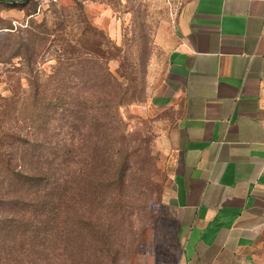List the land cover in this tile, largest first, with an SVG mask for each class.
<instances>
[{
  "label": "crops",
  "instance_id": "1",
  "mask_svg": "<svg viewBox=\"0 0 264 264\" xmlns=\"http://www.w3.org/2000/svg\"><path fill=\"white\" fill-rule=\"evenodd\" d=\"M165 44L179 264H262L264 0H184Z\"/></svg>",
  "mask_w": 264,
  "mask_h": 264
},
{
  "label": "trees",
  "instance_id": "2",
  "mask_svg": "<svg viewBox=\"0 0 264 264\" xmlns=\"http://www.w3.org/2000/svg\"><path fill=\"white\" fill-rule=\"evenodd\" d=\"M62 15L25 37L0 30V55L23 54L31 66L28 132H0V264H109V143L121 107L137 98L109 70L103 31L66 41ZM53 35L61 54L40 77L33 60ZM84 43L91 56L76 55Z\"/></svg>",
  "mask_w": 264,
  "mask_h": 264
},
{
  "label": "rangeland",
  "instance_id": "3",
  "mask_svg": "<svg viewBox=\"0 0 264 264\" xmlns=\"http://www.w3.org/2000/svg\"><path fill=\"white\" fill-rule=\"evenodd\" d=\"M10 1L26 0H0V30L25 37L37 25L55 27L62 13L59 32L66 41L94 40L93 29L103 31L109 70L137 98L121 107L117 135L109 143V264H179L180 237L170 205L173 115L155 107L151 96L166 67L165 37L184 0H34L25 7ZM51 41L33 60L40 77L52 73L61 54L55 35ZM78 45L76 55L91 56L85 43ZM30 76L23 54L0 55V132H28ZM259 253L264 264V237Z\"/></svg>",
  "mask_w": 264,
  "mask_h": 264
},
{
  "label": "built area",
  "instance_id": "4",
  "mask_svg": "<svg viewBox=\"0 0 264 264\" xmlns=\"http://www.w3.org/2000/svg\"><path fill=\"white\" fill-rule=\"evenodd\" d=\"M49 1H52V0H49ZM54 1H56V0H54ZM40 7H41V5L39 6V8H38V9H40Z\"/></svg>",
  "mask_w": 264,
  "mask_h": 264
}]
</instances>
